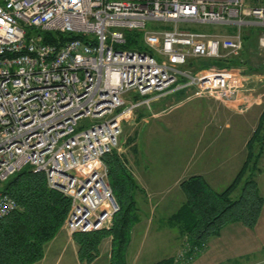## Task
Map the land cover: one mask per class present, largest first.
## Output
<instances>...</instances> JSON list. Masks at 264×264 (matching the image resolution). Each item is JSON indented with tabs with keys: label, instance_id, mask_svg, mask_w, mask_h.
Returning <instances> with one entry per match:
<instances>
[{
	"label": "built area",
	"instance_id": "obj_1",
	"mask_svg": "<svg viewBox=\"0 0 264 264\" xmlns=\"http://www.w3.org/2000/svg\"><path fill=\"white\" fill-rule=\"evenodd\" d=\"M259 26L264 49V5L245 0H0V181L25 166L43 172L70 200L68 232L108 228L118 205L103 156L123 122L177 91L250 108L264 73L194 61L239 56L244 29ZM127 30L141 32L136 44ZM17 208L0 189V218Z\"/></svg>",
	"mask_w": 264,
	"mask_h": 264
},
{
	"label": "trees",
	"instance_id": "obj_2",
	"mask_svg": "<svg viewBox=\"0 0 264 264\" xmlns=\"http://www.w3.org/2000/svg\"><path fill=\"white\" fill-rule=\"evenodd\" d=\"M259 4L264 5V0ZM255 29L249 28L248 31ZM58 36L55 38L54 34L44 33V38L51 42L83 38L74 34ZM125 36L127 45L136 44L141 32L127 30ZM247 37L244 34V41ZM240 56L194 62L196 67L238 65ZM263 153L264 112L246 142V156L241 167L224 189L214 190L202 175H191L180 182L184 201L165 219V224L175 228L179 238H183L181 241L187 246L184 252L188 260L201 251L211 237L219 235L226 224L238 221L248 228L255 226L264 204L256 182ZM103 161L118 209L108 228L74 232L72 238L77 245L78 260L83 264L96 259L105 238L111 240L109 264H128L126 251L131 230L140 220L136 193L141 188L116 152L105 154ZM1 190L16 200L18 208L0 218V264H33L42 259L45 245L63 225L70 200L60 191L48 187L43 172L33 171L28 166L8 177ZM174 260L169 256L151 264H174Z\"/></svg>",
	"mask_w": 264,
	"mask_h": 264
},
{
	"label": "rangeland",
	"instance_id": "obj_3",
	"mask_svg": "<svg viewBox=\"0 0 264 264\" xmlns=\"http://www.w3.org/2000/svg\"><path fill=\"white\" fill-rule=\"evenodd\" d=\"M245 1L250 5L261 3V0ZM189 27L216 34H228L229 32L225 27L216 24L198 25L194 23ZM248 29L245 28L243 31V35L248 37L245 38L241 58L237 59L240 63L238 65H241L247 74L262 75L264 73V49L259 46V39L263 34V27L259 26L254 31H248ZM251 66L254 68L250 69ZM252 93L255 102L247 110H238L210 97L193 96L191 91L161 99L151 106V109L140 107L127 121L123 122L117 146L112 152L119 155L128 169H137L138 173L143 171L148 174V181L157 183L160 178L166 185H169L172 177L185 167L186 160H193V163L202 167L215 165V161L210 162V160L218 158L220 161L222 158L220 156H207L205 138L208 134V127L215 125L216 128H213L215 132L219 131L222 125L229 124L228 129L222 128L221 131L226 134L223 136L221 133V137L213 141V147L218 148V153H220L221 146L230 152L236 150L241 137L251 136L253 133L251 129L256 128L259 115L264 112V79H261ZM85 122L90 123L91 121L85 119ZM240 127L245 131L243 136L238 133L237 129ZM193 151L196 156H187V153ZM243 156L245 159L246 146ZM4 182L0 181V189ZM162 215L158 210L156 211L152 224L148 225V230L143 237L142 251L138 254H136V248L144 234L145 223L135 226L129 246L130 252L126 258V260L130 259V264H151L162 258L173 257L175 253L174 264H192L204 251L205 246L188 260L184 252L187 246L181 241L183 238H179L175 228L163 226L165 219L163 220ZM73 259L70 250H67L61 256L60 264H75ZM231 261L236 263L226 264H264V247L257 253Z\"/></svg>",
	"mask_w": 264,
	"mask_h": 264
},
{
	"label": "crops",
	"instance_id": "obj_4",
	"mask_svg": "<svg viewBox=\"0 0 264 264\" xmlns=\"http://www.w3.org/2000/svg\"><path fill=\"white\" fill-rule=\"evenodd\" d=\"M182 92L184 91H177L175 93H171L165 97H162L157 101H153L151 102L150 108L147 109H151V106H153L161 99H164L171 95L180 94ZM243 120L242 123L244 125ZM214 126L215 125H212L207 128L208 134L207 137L205 138L207 141L206 143L207 146L205 150L208 151L207 156L211 155L212 157L213 156L222 157L220 161H218V158L212 161L210 160V162L215 161V165L212 164L211 166L206 165L205 167H202L200 165H196V163H193L192 162L193 160L191 161L186 160L187 164L185 165V167L181 171H179L175 176L172 177V181L170 182L171 184L169 185H166L165 182L162 181L163 179L160 178H158L157 183H152V181H148V177H147L148 174L143 173V171L142 173H138L137 169L136 170L130 169L137 184L141 188V191H138L136 193V199L138 201L139 210L141 209V213H140V220L132 228L130 241L128 243V247L126 251V258L128 257V252H130L129 246L131 245L135 226L145 223L144 234L142 235V238L139 240V244L137 245L136 248V254H138L139 252L142 251V244L144 241L143 237L148 230L147 229L148 225L152 224L156 211L158 210L161 214H163L162 215V218L164 217L163 220L167 219L168 216L171 215L173 212H175L178 209V207L181 205V203L184 201V194L179 186L180 182L183 179L191 175H202L205 178V180L208 182V184L211 186V188H213L216 191H221L234 178L235 174L237 173V171L239 170L240 166L244 161L243 154L245 151L246 142L249 139L250 135L247 138L245 136L244 138L241 137L240 142L237 143L236 150H232V152H230L227 148L225 149V147L221 146V148H219L220 153H218L217 152L218 148L216 149L215 146L213 147V143H214L213 141L216 138L221 137V133L223 134V136L226 134V132H221V131L222 128L228 129L229 124L226 123L222 125V127H220L221 129L215 132L213 131V128H216V126L215 127ZM242 129L243 128L240 127L237 130L238 133H240L239 135L243 136L245 135L244 133L245 131ZM251 130L254 131V128ZM187 156L193 157L196 155L194 154L193 151L191 153H187ZM259 164L261 170L256 176V182L260 194L264 197V153L260 159ZM138 174L141 178H139ZM173 190H175V192ZM163 226L164 227L167 226L165 224V220ZM110 245H111L110 238H105L99 246L100 249L99 255L89 264H109ZM263 247H264V204L262 206L259 218L253 228H248L238 221L230 222L226 224L221 229L219 235L211 237L208 240L207 244L205 245L204 251L192 262V264H226L231 262L236 263L231 260H234L238 257H243L257 253L261 251ZM67 250H70L74 258L73 261L75 264H83L78 260L77 245L73 241L72 234L68 232L62 225L60 230L54 236V238L45 245L44 255L42 259H40L39 261L33 264H60L61 256L64 253H66ZM175 255L173 254L174 258ZM127 263L130 264V259H127Z\"/></svg>",
	"mask_w": 264,
	"mask_h": 264
}]
</instances>
